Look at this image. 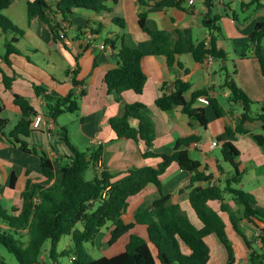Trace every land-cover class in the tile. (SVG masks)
Instances as JSON below:
<instances>
[{"label":"trees","instance_id":"trees-1","mask_svg":"<svg viewBox=\"0 0 264 264\" xmlns=\"http://www.w3.org/2000/svg\"><path fill=\"white\" fill-rule=\"evenodd\" d=\"M120 1L123 0H58L51 6L46 0H30L28 16L30 22L39 18L49 27L53 41L63 43L66 38L64 24H71L76 10L100 13L107 10L108 3ZM138 2L144 10L139 15V24L152 40L153 54L163 57L167 67L178 66L183 69L179 56L189 52L197 65L203 64L209 55L220 63L227 60L226 53L216 44L217 37L214 33L220 32L216 26L217 19L210 16L215 0H205L209 14L204 24L211 33L213 32L208 48L205 43L188 48L181 32L177 33L175 39L165 31L150 30L146 24V9L155 0ZM13 3L14 0H0V30L4 34H14L11 39L6 38L5 54L0 55V60L9 67H12L10 57L21 55L16 47L19 41L17 37L24 36V32L4 14ZM178 3L179 0H166L156 2L154 5L179 6ZM119 20L115 19L114 22L118 24ZM119 25L124 27V23ZM77 30L81 33L79 27ZM263 40L264 23L259 24L251 34L248 45L249 50L252 49L259 60L264 75ZM109 44L116 50L114 41ZM112 57L116 60L117 67L109 71L104 78L108 92L116 94L117 102L121 101L122 94L126 91L142 94L147 83V76L142 68L143 50L128 47L123 43L117 53H112ZM96 65L95 61L94 66ZM78 72L79 67L74 72V88L66 96L50 93L43 85H34L36 96L45 102L47 116L54 124H57L60 116L78 114L81 110L79 100L84 96V91L81 93L75 91L76 88L83 86L76 78ZM185 73H188V70H185ZM0 76V84L10 90L14 78L5 73L1 62ZM226 85L231 91L232 100L243 104V114L236 130L227 127L225 133L218 137V141L222 143L223 160L232 166L236 173L224 179L223 184L214 185H211L214 175L200 172L201 163L193 159L188 151L191 144L201 141L200 136L190 135L179 139L171 155H158L149 151L150 144L146 138L148 126L143 115L147 107L143 104L126 105L124 115L111 118L109 123L118 140L144 142L147 148L143 152V157L160 158L158 167H135L121 175L112 174L107 170L96 173L95 170L103 158V147L92 145L86 150H81L71 142L69 129L61 126L55 132L48 130L52 138L49 144L50 152L66 160L65 164H60V174L57 175L55 161L50 152L40 147H30L27 142V139L38 131L33 127L34 119L39 115L38 110L29 99L15 95L13 102L19 108L21 118L7 133L8 120L0 116V136L20 151L36 156L42 178L53 181V184L45 187L36 183L34 179L27 178L21 193V208L9 210L0 204V244L15 256L18 264H60L57 247L61 239L67 236L71 237L74 243L72 264H208L211 250L206 239L215 236L227 251L226 264H236L235 249L227 233V224L220 213L210 206L212 202H219L220 212L227 214L234 231L241 236L249 249L248 264H264V208L258 207L257 199L252 193L233 188L232 184H240L244 173L240 171L238 163L240 151L230 141L234 132L249 135L264 150V135L254 134L244 127L247 123L258 122L264 130V106L260 113H254L252 107L255 103L236 85L231 76L227 77ZM191 89V84L180 78L171 86L165 84L162 87V95L156 100V107L162 112L181 108L189 117L191 126L197 123L206 129L209 121L205 110L196 105L197 100L206 97L218 117L222 116L221 107L216 100L208 97L205 90L193 93L191 100H187L186 94ZM2 111L3 106L0 103V114ZM173 164L189 172L192 175V182L207 183L205 187L194 189L189 196L190 205L202 224L201 228H197L181 206L172 203L171 196L164 193L162 179ZM90 169L94 171V177L87 180L86 173ZM218 170L224 175L220 166ZM17 180V175L13 172L10 178L12 190L16 188ZM149 185H154L158 189L159 197L150 207H141L133 221L126 223L129 199L143 192ZM226 195H230L239 209H234L226 202ZM108 222L114 225L109 245H114L119 239L128 236L126 250L112 258L93 259L84 251L83 246L86 243H93ZM78 224H82V229L77 227ZM139 225L147 228V239L132 233ZM247 226L252 227L257 233L256 241L261 244L259 248L255 247L251 238L242 232L241 228ZM47 242L51 243L48 251L51 262L43 259Z\"/></svg>","mask_w":264,"mask_h":264},{"label":"crops","instance_id":"crops-1","mask_svg":"<svg viewBox=\"0 0 264 264\" xmlns=\"http://www.w3.org/2000/svg\"><path fill=\"white\" fill-rule=\"evenodd\" d=\"M29 1L14 0L11 7L4 11V14L24 32V36L17 37L19 41L16 47L21 55L10 57L12 67L0 60L5 73L14 78V84L10 90L0 84V103L3 106L0 116L8 120V127L11 130L21 118V112L13 102L14 96L20 95L31 101L39 115L44 118L45 127L38 129L27 139L30 147L36 146L50 152L49 144L52 138L49 136V127L55 132L58 127L66 126L69 129L71 142L78 148L76 139L88 145V148L102 143L100 146L103 147V158L95 170L96 173L107 170L112 174L121 175L135 167L156 168L161 159H145L143 152L147 147L144 142L118 140L109 123L111 118L124 115L126 105L143 104L147 107L143 115L147 120L146 138L150 144V152L158 155H171L179 139L190 135L200 136L201 141L191 144L188 148L190 156L201 163L200 172L213 174L214 182L222 184L224 179L235 175L233 167L227 166L224 162L223 154L221 156L217 153L218 150L222 151V143L218 141V137L225 133L227 127L235 131L243 114V104L232 100L226 80L228 76H231L236 85L255 103L252 107L253 112L260 113L264 106V75L259 60L255 57L253 50H249L248 45L251 34L259 24L264 23V0H215L210 16L217 19L216 26L220 32L214 33L217 37L216 44L226 53L227 60L220 63L214 59L211 66L197 65L193 55L189 52L179 56V61L184 66L183 69L178 66L169 68L163 57L153 54L152 40L143 32L139 24V15L144 10L138 0L110 2L107 4V10L100 13L84 9L76 10L71 24H64L66 40L64 39L63 43L53 41L49 27L39 18H35L32 22L29 21ZM46 1L54 6L58 0ZM164 1L166 0H155L146 9V24L150 30L165 31L175 39L177 33L181 32L188 48L200 43L209 42L211 44L213 32L211 33L204 24L209 14L205 0H179V6L157 7L154 5L156 2ZM115 19H120L118 24L114 22ZM121 23H124V27L119 25ZM78 27L81 33L78 32ZM90 33L93 34L92 38L89 37ZM12 37L14 34H4L0 30V43L4 49V53H0L1 56L5 54L6 38L11 39ZM107 41H109L108 44H106ZM112 41L115 43L116 50H113L109 44ZM123 43L128 47L143 50L142 68L147 76V83L142 94L126 91L122 94L121 101L117 102L116 94L108 92L104 78L109 71L117 67L112 53H117ZM262 45L264 48V40ZM245 54L247 56H243ZM40 55L42 58H39ZM25 59L30 63L26 64ZM85 59H90L93 63L90 72L84 71L80 66ZM95 61L96 66H94ZM31 64L33 68L39 70V74H35ZM77 67H79V72L76 78L83 83V86L76 88L75 91L77 93L84 91V96L81 98V110L78 113L81 115L78 120L80 122L75 123L70 117H65V114L58 118L57 124H54L53 120L47 116L45 102L36 96L34 85H43L50 93L66 96L74 88L73 77ZM185 70H188V73H185ZM84 73L87 75L86 78ZM178 78L189 82L192 86L191 91L186 94L187 100H191L193 93L205 90L209 98L219 103L222 110L220 117L216 115L206 97L197 100L196 105L205 110L209 121L206 129L197 123L191 126L189 117L182 112L181 108L162 112L156 107V100L162 95V87L165 84L171 86ZM68 120L74 121L77 126ZM244 127L254 134L264 135V130L258 122L247 123ZM215 141L218 142V146L212 149L211 146ZM230 141L240 151L238 162L241 164L240 171L244 173L243 175L250 173L247 171L249 166L256 169L258 176L254 181L257 180V183L251 186L248 192L256 197L258 207L264 208L261 202V199L264 200V150L249 135L234 132ZM244 142H248L249 146H246L243 152L239 145ZM247 147L249 148L248 153ZM62 152L65 154V151L62 150ZM50 155L55 161L57 172L60 170V164H65L66 160L60 159L52 152ZM244 155L249 159L245 166L240 161ZM218 166L223 169L224 175L219 172ZM13 172L18 179L14 190L10 188V178ZM27 178H32L36 183L45 187L53 184V181L42 178L39 160L36 156L20 151L0 136V204L7 208L8 204H16L18 200V207H21V193L25 188ZM191 179L192 175L180 169L176 164L170 167L162 179L164 193L171 196L172 203L181 206L189 219L191 211L195 214L189 202L191 192L196 188L207 186L206 182H192ZM158 197V189L154 185H149L143 192L130 198L125 215L126 223H131L141 207H150ZM226 202L237 209L230 195H226ZM210 206L218 211L226 222L231 243L230 230L232 229L234 233L235 243L232 245L237 258L236 264H248L249 249L241 236L234 231L227 214L220 212V203L212 202ZM195 226L201 228L202 224ZM142 227L145 226H136L132 233L135 232L136 235L147 239V228ZM241 230L251 238V241L256 240L257 233L252 227H243ZM237 236L240 240L238 244ZM125 237L128 239V236ZM212 237L215 236L206 239L211 250L208 264H211L216 256L218 260L223 261L224 259L219 251L217 255L213 253L212 246L208 243ZM256 242L260 247V242L258 240ZM213 244L215 245L216 241ZM43 259L45 260L46 257Z\"/></svg>","mask_w":264,"mask_h":264},{"label":"rangeland","instance_id":"rangeland-1","mask_svg":"<svg viewBox=\"0 0 264 264\" xmlns=\"http://www.w3.org/2000/svg\"><path fill=\"white\" fill-rule=\"evenodd\" d=\"M21 38V37H20ZM0 53L3 54L4 53V49L2 47V43H0ZM66 55V54H65ZM39 58H42V56L40 55ZM25 63L28 64L30 62H28L25 59ZM32 65V69H34L35 74H39V70L33 68V64ZM81 68L84 69V71H91L93 68V63H91L90 59H85L81 64H80ZM86 73H84V77L86 78ZM79 104L81 106V100H79ZM65 117H70L72 120L75 121V123H79L80 121V114H66ZM74 121H69L71 123H74ZM74 123V124H75ZM76 125V124H75ZM77 126V125H76ZM72 128L74 129V126H72ZM10 130V127H8L7 131ZM247 141V140H246ZM76 144L79 146V148L81 150H86L88 147V145L86 144H82L80 142H78V140L76 139ZM246 146L248 145V142H244V144H240L239 147L243 150H246ZM222 151L218 150L217 153L219 155L222 156ZM249 152V148L247 147V153ZM240 161L243 162V165L245 166L247 164V161H249L248 157L246 155H244L243 158L240 159ZM239 163V162H238ZM33 166L35 164H32ZM241 165V164H240ZM227 166L230 167L229 164H227ZM255 168L252 167H248V172H250L249 174H245L241 177V182L240 184H232L233 188H237L243 191L248 192L251 188V186L255 185V183H257L255 180L256 176H258L257 172L255 171ZM58 175L60 174L59 171L57 170ZM94 177V172L92 169H90L87 173H86V179L87 180H91ZM262 182V181H261ZM263 195H264V191H263ZM264 198V197H263ZM262 204H264V200L261 199ZM215 204V203H214ZM19 202L18 200L16 201V204H8V209L11 210L12 208H21L18 207ZM21 205V204H20ZM237 209H239V207L236 205ZM131 218V217H128ZM191 221L193 224L198 225L200 224L198 221V218L195 216V214L193 213V211H191V217H190ZM79 229H82V224H78L77 226ZM114 228V225L112 222H108L107 225L102 229L101 233L97 236L96 240L93 243H86L83 246L84 251L90 255L91 258L93 259H99L101 257H108V258H112L115 257L121 253H123L126 250V246H127V237L121 238L119 239V243L114 244V245H109V240L111 238V230ZM145 229V227H142ZM134 234H137L134 232ZM230 235L232 238V243H235V238L234 237V233L232 232V229L230 230ZM146 238V237H145ZM238 236H237V244H238ZM26 240V238L24 239ZM214 241H216V244L214 245ZM255 247H258V243L256 242V240H252ZM208 243L212 246V250L213 253H215L216 255L219 253H221V256H224L223 261L221 259H217V256L215 257L216 259L213 260V262L211 264H226L228 261V255L226 254V249L225 247L220 243V241L216 238V237H212L211 239H209ZM74 243L71 237H64L61 239L60 243L58 244L57 247V252L60 254V257L58 258V261L60 264H72V251L74 250ZM51 247V243L47 242L45 244L44 247V256H46V261L47 262H51V260L49 259V253L48 251L50 250ZM238 248V247H237ZM238 250V249H237ZM63 253H66V255H62ZM18 264L15 256L13 254H11L10 252H8V250L6 248H4L1 244H0V264Z\"/></svg>","mask_w":264,"mask_h":264},{"label":"built area","instance_id":"built-area-1","mask_svg":"<svg viewBox=\"0 0 264 264\" xmlns=\"http://www.w3.org/2000/svg\"><path fill=\"white\" fill-rule=\"evenodd\" d=\"M89 37L92 38V37H93V34L90 33ZM65 40H66V39H65ZM205 45H206L207 48L210 47V43H209V42H206ZM102 48H104V47H102ZM213 62H214V58H213V56L209 55V56L206 58V60L204 61L203 64H204L205 66H211V65L213 64ZM33 127H34L35 129H42L43 127H45L44 118H43L41 115H37V117H35ZM49 129H50V127H49ZM100 144H102V143H98V145H100ZM217 146H218V142L215 141V142L212 144L211 148L213 149V148H215V147H217ZM214 183H215V182L213 181V182L211 183V185H214Z\"/></svg>","mask_w":264,"mask_h":264}]
</instances>
